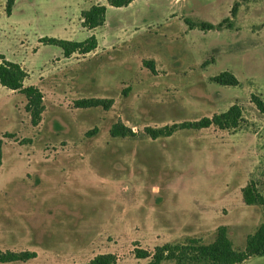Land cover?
Wrapping results in <instances>:
<instances>
[{
	"label": "rangeland",
	"instance_id": "rangeland-1",
	"mask_svg": "<svg viewBox=\"0 0 264 264\" xmlns=\"http://www.w3.org/2000/svg\"><path fill=\"white\" fill-rule=\"evenodd\" d=\"M7 4L0 56L28 73L24 86L41 90L45 109L32 125L25 95L0 85V252L36 254L0 264H89L104 254L146 264L136 254L211 244L220 227L244 250L264 222V203L242 194L253 184L264 199V114L252 102L264 101V0H16L11 15ZM95 5L108 7L106 22L87 30L81 13ZM226 18L219 30L186 24ZM92 36L95 49L81 51L88 42L70 57L49 40ZM225 71L240 84L212 81ZM91 99L107 107H78ZM233 105L243 116L236 129L179 128ZM118 123L133 135L112 137ZM147 128L174 131L153 139Z\"/></svg>",
	"mask_w": 264,
	"mask_h": 264
},
{
	"label": "trees",
	"instance_id": "trees-1",
	"mask_svg": "<svg viewBox=\"0 0 264 264\" xmlns=\"http://www.w3.org/2000/svg\"><path fill=\"white\" fill-rule=\"evenodd\" d=\"M6 13L11 15L14 2L16 0H7ZM108 4L114 8L128 7L135 0H107ZM247 1V0H243ZM239 2L234 3L230 14L232 17L236 16ZM107 7L104 5L92 6L89 10L81 13L82 27L87 30H93L101 27L106 22ZM230 19L226 18L218 25L212 23L202 22L200 24H194L189 20H186V24L190 29L200 28L202 31H210L214 29H221L223 25L229 22ZM50 42L55 43L61 47L64 51L65 57H70L72 53L80 50L88 42H91L87 48H82L84 52H89L95 49L97 46L96 38L94 36L87 39L85 42L74 43L70 41H59L55 39H49ZM72 46V48H68ZM0 85L12 90L18 91L25 95L27 104L25 110L31 117V123L37 126L41 121L42 113L44 112L43 93L35 86H24V81L28 77V73L23 70L18 64L9 62L4 56H0ZM152 71L154 67L152 66ZM212 81L221 86H238L240 84L237 77L230 72H222L221 74L212 78ZM87 103H82L80 108L106 106L105 100H89ZM252 102L257 108L264 114V101L258 96H252ZM242 111L238 105L231 106L226 112L221 114H215L212 118H203L199 121L187 124L179 125V128H193V129H205L215 126L221 130L236 129L242 121ZM173 128V127H172ZM174 128H178L175 126ZM95 129L91 132H94ZM174 130L165 132V129H152L147 128V134L157 139L162 136H171ZM91 134V133H88ZM110 135L112 137H126L132 136V130L123 125L122 123L114 124L110 129ZM0 140V156H1ZM243 199L247 205H254L256 203H264L263 197L256 191V187L250 184L242 189ZM264 255V222L256 231L255 234L250 235L246 240V246L244 250H236L233 247L231 240L227 236L226 228L220 227L217 232L215 241L211 244H202L198 239H192L187 244L173 245L166 243L161 246H157L154 253L150 254L143 251L142 254H136L138 259H149L146 264H164L166 261H173L175 264H242L251 257ZM24 256H27L26 258ZM22 257V258H21ZM35 253H23L20 257L15 254L10 256L0 252V263H10L17 260L35 258ZM116 259L111 254H104L96 256L89 264H115Z\"/></svg>",
	"mask_w": 264,
	"mask_h": 264
},
{
	"label": "crops",
	"instance_id": "crops-1",
	"mask_svg": "<svg viewBox=\"0 0 264 264\" xmlns=\"http://www.w3.org/2000/svg\"><path fill=\"white\" fill-rule=\"evenodd\" d=\"M132 3H133V2H132ZM132 3H131V4H132ZM131 4H130V5H131ZM107 11H108V7H107ZM106 14H107V13H106ZM102 27H103V26H102ZM96 29H97V28H96ZM255 257H264V255H263V256H255ZM251 258H252V257H251ZM249 259H250V258H249ZM249 259H248V260H249ZM248 260H247V261H248ZM245 262H246V261H245ZM242 264H243V263H242Z\"/></svg>",
	"mask_w": 264,
	"mask_h": 264
}]
</instances>
